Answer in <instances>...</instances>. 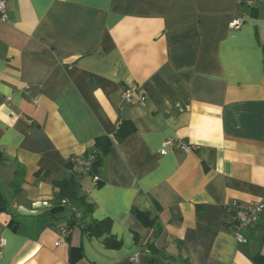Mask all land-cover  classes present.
Returning <instances> with one entry per match:
<instances>
[{
	"label": "crops",
	"instance_id": "1",
	"mask_svg": "<svg viewBox=\"0 0 264 264\" xmlns=\"http://www.w3.org/2000/svg\"><path fill=\"white\" fill-rule=\"evenodd\" d=\"M4 1L0 264H254L264 255V211L239 243L229 209L264 203V0ZM128 86L147 103L127 104ZM123 121L136 130L119 142ZM102 136L113 146L101 182L86 176L81 187L92 216L113 221L119 248L78 226L63 239L75 210L51 213L54 183ZM169 139L191 150L162 155ZM18 164L26 174L16 191Z\"/></svg>",
	"mask_w": 264,
	"mask_h": 264
},
{
	"label": "trees",
	"instance_id": "2",
	"mask_svg": "<svg viewBox=\"0 0 264 264\" xmlns=\"http://www.w3.org/2000/svg\"><path fill=\"white\" fill-rule=\"evenodd\" d=\"M135 130L136 128L131 122L123 121L115 134V138L117 141L122 142L131 134H133ZM112 146L113 141L109 137L102 136L97 138L95 142L96 150L82 157V159L87 160L93 156L90 168L86 170H79L78 164L73 160L70 164V177L56 181L54 183V186L58 188L59 191L55 193L51 213H62L66 209L75 210L67 228H64L67 232L66 238L69 237L68 231H70V229H72L74 226H78L84 233L89 234L90 236L104 237L107 247L119 248L121 246V243L117 242L115 238L111 236L113 221L111 219L97 220L92 216L94 206L88 201V197L81 187V180L84 177L89 176L93 179L95 176H99V170L103 166L104 160L111 151ZM5 161L6 157L2 152H0V166L3 165ZM25 174L26 169L22 165L18 164L16 166L14 179L11 182V185L16 191L20 189L21 183L24 181ZM36 174L38 175V172ZM3 206V198L1 197L0 192V208ZM133 213L145 225L152 226L154 224L153 221L155 220L151 219L147 213L141 212L139 210H133ZM147 249L152 253L153 256L157 255L158 253L154 242H149L147 244ZM252 261L254 264H264V255L257 254L252 258ZM153 264L165 263L158 262L156 258H153Z\"/></svg>",
	"mask_w": 264,
	"mask_h": 264
},
{
	"label": "built area",
	"instance_id": "3",
	"mask_svg": "<svg viewBox=\"0 0 264 264\" xmlns=\"http://www.w3.org/2000/svg\"><path fill=\"white\" fill-rule=\"evenodd\" d=\"M65 1V0H63ZM246 5L251 7L253 2L251 0H239V5ZM8 21V11L6 2L4 0L0 1V23H6ZM244 20L242 18L233 20L230 22L229 26L232 29H240L243 25ZM123 100L127 104H134V103H140L142 105L147 103V95L145 91L137 86H128L125 87L123 90ZM191 150V146L188 144L178 140V139H169L162 143L160 153L162 155H167L171 152H189ZM93 156L88 158L87 160L82 158H77L76 163L78 164L79 170H86L90 168V165L92 163ZM100 182V177L95 176L93 178V184L94 186H97ZM234 211L236 224L239 229V232L237 233V241L239 243H244V237L241 233L242 230L250 228L251 226L255 225L261 213L264 211V203H256L252 206H243L239 203H233L230 208ZM67 232L64 229L62 231V238H66ZM60 242L57 244L59 245ZM5 245V241L0 242V248H2Z\"/></svg>",
	"mask_w": 264,
	"mask_h": 264
}]
</instances>
